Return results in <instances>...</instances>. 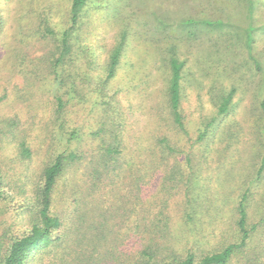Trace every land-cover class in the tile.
<instances>
[{"label": "trees", "instance_id": "trees-1", "mask_svg": "<svg viewBox=\"0 0 264 264\" xmlns=\"http://www.w3.org/2000/svg\"><path fill=\"white\" fill-rule=\"evenodd\" d=\"M17 1L29 23L20 35L14 16L13 35L47 50L14 48L7 66L0 56V105L26 112L0 115V202L21 198L0 211L32 216L4 249L0 233V264H264V0H179L175 20L151 0H120L104 8L114 19L101 44V0ZM10 17L0 0V36ZM50 105L36 120L47 149L35 169L30 115ZM6 146L22 182L6 179Z\"/></svg>", "mask_w": 264, "mask_h": 264}, {"label": "rangeland", "instance_id": "rangeland-1", "mask_svg": "<svg viewBox=\"0 0 264 264\" xmlns=\"http://www.w3.org/2000/svg\"><path fill=\"white\" fill-rule=\"evenodd\" d=\"M152 3L155 4H159L160 5V9L159 10V15L160 16H167L168 18H170L171 20H175L177 18H182L183 14H184V10L180 8L181 7V3L180 6L178 7V2L179 0H151ZM194 1H198L200 2V0H194ZM4 2V9L6 12L9 13L10 17V23L9 25L6 26V29L4 31V34L0 36L2 42H6L7 44H10V49L7 51H0V56H2V53L4 52L6 54L5 57L8 58V61L6 63L7 65H10V59L12 58V54L9 53L12 49H17V48H21L24 49L27 52L33 53L34 55L36 54H40L44 49L47 50V47H44L39 40H36L35 38H33L34 41H30L29 39H22L23 41H17L18 40V36H14V32L16 31V28L14 27V16L17 19V32L21 35V33L19 32V30H24L22 29L20 26L21 24L24 23H29L27 18H21V13H20V9H18L19 5H17L14 9L15 4L18 2L17 0H10L11 3H7V0H2V3ZM117 2L120 3V0H101L100 2L97 3L98 9L97 11H95L93 14L96 16V19L98 21V23L104 28L102 31L98 30V33L95 34V43H99L101 44L102 42V36L106 37L108 35L107 31V18H113L111 15L113 14L114 10L111 13V10H106L104 8H107L108 4H112L113 6L114 4H116ZM145 2H148V0H145ZM149 3V2H148ZM189 4V3H188ZM192 6H196V3H191ZM90 7V6H89ZM158 7V6H157ZM101 8V9H100ZM66 9L67 6L66 4H62L60 7H56L55 9L52 10L54 17H55V24L60 27L66 18ZM196 9V8H195ZM187 15V14H186ZM114 19V18H113ZM260 21L264 22V2L263 4L260 6ZM117 26L119 24H116ZM20 27V28H19ZM110 28V27H109ZM118 28H122L121 25L118 26ZM113 28L111 27V37L113 39V35H114V31L112 30ZM123 29V28H122ZM23 37V36H22ZM25 38V37H23ZM134 39V37H132ZM112 39H110V44L112 43ZM136 41V38L134 40V42ZM256 41H257V45H256V51H255V55H258L259 58H262L261 60L264 61V31L263 32H257L256 33ZM2 43V45H3ZM137 45V43L135 42L134 47ZM2 48V47H1ZM194 47H191L188 50V46H183V49H181V55L183 57H191L192 60L195 59L194 57ZM205 54L204 52L202 54H199L198 58L200 56H205L203 55ZM5 63L3 62L2 65L0 67H6ZM119 82H114V84L116 85H124L126 84L127 81V70L125 68L121 69V72L119 73ZM18 78H21L20 76H18ZM262 78H263V74H259L257 77L252 78V80L258 82L259 84H262ZM121 80H123L121 82ZM121 82V83H120ZM246 84L250 87L248 88V98L247 100L244 101L243 105H246L248 103H250L249 100H251V97L254 95V86L253 82L250 81V79H248L246 81ZM196 94V93H195ZM133 95L129 96V98H132ZM128 99L126 98L125 101H127ZM191 103H186L187 106L192 107V106H196L198 104V99L196 96H192L191 97ZM6 104H1L0 105V115L1 116H10L11 114H14L15 112H21L23 114H25L26 112L22 109H20L21 106H17L19 104H17L16 106L12 105V103L8 100L4 101ZM136 102V100H135ZM71 108V104H69V110ZM51 110V105L49 106V108L45 107V109L40 110L39 108L34 109L33 113L30 115L31 119L33 118V123L32 125H29L28 128V132L27 134L29 135L28 140L30 142V145L32 146V148L34 149V154H35V158H34V163H32V166L35 167V169H37L41 162L43 161V159L45 158V154H46V143H43L40 141L39 137H38V121L36 122V120H38V115L40 116V118H43L45 116H49L50 111ZM192 110V109H191ZM73 115V114H72ZM47 118V117H46ZM189 119H191V121H194L197 119L196 113H190L189 114ZM2 157L4 162L7 164L4 166H6V171L7 174L9 175V177H7L6 179L8 181H10L11 184H14L15 182H22L23 179L26 178L25 176V170L26 168L18 162L17 158H16V152H13V149L11 146H6V148H4L3 152H2ZM16 159V161H13V159ZM21 175V177L19 176ZM21 198L17 197L16 195H14L13 200H11L10 198L0 202V208L4 205H6V203H13L16 204L20 201ZM7 209V207H4ZM15 208H9L6 211L1 210L0 211V233L3 232L4 228L8 229L7 234L5 235V237L2 240V245H3V249L9 245V242L11 241L13 236L16 235H21L23 232H25V230H27L30 227V223L32 222V216L29 217L28 214H21V215H16L17 213L14 212ZM5 210V209H4ZM131 242V239H130Z\"/></svg>", "mask_w": 264, "mask_h": 264}]
</instances>
